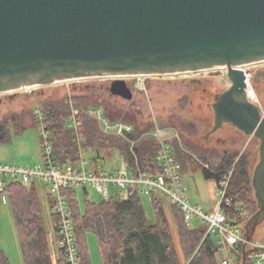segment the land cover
Returning <instances> with one entry per match:
<instances>
[{"label":"water","instance_id":"95a60500","mask_svg":"<svg viewBox=\"0 0 264 264\" xmlns=\"http://www.w3.org/2000/svg\"><path fill=\"white\" fill-rule=\"evenodd\" d=\"M260 61L264 0H0V94L81 77L227 67L231 84L214 97L207 135L229 123L260 140L249 240L264 222V115L247 98L239 66ZM118 77L111 94L133 99Z\"/></svg>","mask_w":264,"mask_h":264},{"label":"trees","instance_id":"16d2710c","mask_svg":"<svg viewBox=\"0 0 264 264\" xmlns=\"http://www.w3.org/2000/svg\"><path fill=\"white\" fill-rule=\"evenodd\" d=\"M99 101L97 103L92 94L86 93L75 94L71 100L65 96L43 102L41 107L47 113L58 162L76 166L80 161V148H83L92 151L90 163L96 171L104 170L103 165H100L101 161L119 153L125 156L131 165L141 167L142 171L162 172L163 168L157 157L160 143L156 137L146 133L155 130L156 122L162 128L170 126L159 120L144 121L136 112L133 101L120 96L108 101ZM98 106H104L106 116L111 121L123 120L133 124V135L138 140L135 147L137 157L131 155L130 147L123 138L105 134L97 120L85 111ZM73 108L80 110V134L83 137L81 144L68 126ZM12 115H16L19 120L18 132H22L26 127L27 115ZM28 116L33 124H37L34 112ZM7 125V118L0 123V142L11 139L10 133L6 131ZM172 128L178 129L176 126ZM179 129L183 131V128ZM191 129H195L193 125ZM172 143L183 174L189 170L200 171L207 180H215L218 184L221 178L232 171L226 193V199H229L231 204L227 205L224 201L222 206L228 219L242 225L246 232V224L259 209L252 185L253 167L249 155L235 149L204 146L183 133L180 139L174 138ZM84 191L86 203L83 208L78 189L66 190L81 264H93L87 243L88 232L95 233L98 238L101 264H219V242L213 234H207L208 224L197 219L187 221L181 206L174 203L171 204L173 223L185 256V263L182 262L173 226L166 212L168 201L162 194L148 193L156 216V220L150 222L142 199V194L147 193L138 191L128 200L103 198L99 202H92L88 198L86 187ZM7 194L10 197L25 264H55L49 237L51 233L54 234L57 264H68L63 250L58 245V215L55 211L51 214L54 223V230L51 232L46 222L40 186L36 183L26 186L19 181H11L7 186ZM49 200L52 204L51 196ZM239 207H243L247 212L244 218L240 216ZM0 264H11L1 249ZM243 264H250L249 259L246 258Z\"/></svg>","mask_w":264,"mask_h":264},{"label":"rangeland","instance_id":"374dc122","mask_svg":"<svg viewBox=\"0 0 264 264\" xmlns=\"http://www.w3.org/2000/svg\"><path fill=\"white\" fill-rule=\"evenodd\" d=\"M249 66L255 72L256 69L264 67V62ZM117 77L103 75L81 77L15 90L19 92L17 95L11 100L8 99L0 103V123L5 121L6 118L8 119L6 131L11 136L10 140L0 142V161L17 165L42 163V127L38 122L33 124L32 119L28 115H33L34 109L37 106L41 107L43 102L48 99L68 96L71 100L75 94H92L93 100H96L97 103L100 102L99 99L108 101L115 97L109 90L111 83L108 79ZM118 78H125L131 86L134 95L131 101L134 103L133 106L136 112L139 116L141 115L144 121L156 122L159 120L163 124L170 126L166 127L167 130H171L174 133L177 132L180 137L181 133H183L186 137L194 139L198 143H203L204 146H215L219 149L229 148L246 152L249 155L254 172V168L260 159V140L258 138L248 136L229 123H225L222 128L207 135L214 125V109L212 107L214 97L231 84L227 67H215L194 72L149 75L145 79L146 91L135 88L132 76H121ZM193 78L201 80V83L193 81ZM87 84H90V87H87ZM254 85L264 104V78L261 79L259 84L254 83ZM15 91H9L7 94ZM0 96L3 97L4 95L1 94ZM13 113L27 115L25 118L26 127L22 132H18L19 120L16 115H12ZM191 125L195 129H191ZM175 126L178 128L177 130L172 128ZM178 126L183 128V131ZM82 157L90 162L93 157L92 151L84 149ZM119 157L120 154L115 153L112 157L101 161L100 165H103V169L106 171H114L118 167ZM209 184L210 182L200 171L189 170L184 174L185 196L192 203L199 204L207 212L213 210L221 200L219 191L216 192L217 198L214 197V191ZM84 187H86L89 194L88 198L92 202H99L104 198L94 186L80 185L77 189L83 208L86 203ZM48 189L47 185L41 183L40 191L46 222L51 232H53L54 223L51 214L54 211V207L50 203ZM142 199L149 221L154 222L156 216L151 196L148 193L142 194ZM174 238L178 250H181V242L175 229ZM253 239L264 240V222L258 225ZM87 243L93 264H101L100 245L95 233H87ZM0 249L5 252L11 264H25L20 237L7 192L0 194ZM227 256H231V264H238L237 254L231 250L227 252L226 249H220L218 252L219 264ZM182 262L185 263V260L182 259Z\"/></svg>","mask_w":264,"mask_h":264},{"label":"built area","instance_id":"2783aa9c","mask_svg":"<svg viewBox=\"0 0 264 264\" xmlns=\"http://www.w3.org/2000/svg\"><path fill=\"white\" fill-rule=\"evenodd\" d=\"M262 62V61H260ZM256 62V63H260ZM264 62V61H263ZM244 64L239 66L245 73L247 98L261 108L264 115V104L261 101L256 87L252 81L254 71ZM151 74H134V86L141 91L147 90L145 79ZM28 86L25 87L28 89ZM86 113L97 120L101 130L108 135H115L123 138L130 147L131 155L137 157L136 145L138 140L134 137L133 124L118 120L111 121L105 113L103 106L90 107ZM36 121L42 127V163L17 165L0 161V194L7 192V186L11 181H19L26 186L33 183H42L49 187V195L52 197L54 211L58 215V245L63 250L68 264H81L78 242L74 220L71 214L68 195L66 190L77 188L80 185L94 186L105 199L128 200L138 191L144 193L162 194L168 204H179L184 212L187 221L200 220L208 224L207 234H213L219 242V250L230 249L245 260L249 259L250 264H264V240L258 241L248 239L243 226L228 219L223 202L230 205L226 199L227 189L230 183L232 171L225 175L218 183L220 202L211 211L207 212L198 204H194L185 196V186L181 164L179 163L172 140L179 138L177 132L162 128L156 122L154 131L146 133L157 138L160 143L158 160L163 171L160 173H147L141 170L138 165H131L128 159L120 154L119 164L114 171H96L91 163L82 157L83 148H80V161L75 166L72 163L61 164L56 159V152L51 136L46 111L37 106L34 109ZM80 110L73 108L72 116L68 120V126L77 136L81 144L80 134L82 120ZM240 216L247 215L243 207H239ZM247 249L249 252L247 253ZM245 250V254H244ZM221 264H231V256L225 257Z\"/></svg>","mask_w":264,"mask_h":264},{"label":"crops","instance_id":"0c3cea01","mask_svg":"<svg viewBox=\"0 0 264 264\" xmlns=\"http://www.w3.org/2000/svg\"><path fill=\"white\" fill-rule=\"evenodd\" d=\"M42 154V153H41ZM42 156V155H41ZM43 159V158H42ZM13 164V163H12ZM183 181H184V174H183ZM209 182H210V184L209 185H211V188H212V190L214 191V197H216L217 198V191H218V184H217V182L215 181V180H208ZM36 184H38L39 186L41 185V183H36ZM48 194H49V189H48ZM50 196V195H49ZM199 205V204H198ZM200 206V205H199ZM166 212H167V215H168V217H169V219L171 220V223H172V226H173V232H174V229L176 230V228H175V225H174V223H173V214H172V206L171 205H169L168 203H166ZM50 241H51V247H52V255H53V260H54V263L55 264H57V262H56V260H57V255H56V250H55V244H54V234L53 233H51L50 234ZM178 249V248H177ZM228 251H230V249L228 250ZM227 251V252H228ZM178 253H179V256H180V258H181V260L182 259H184L185 260V256H184V253H183V251H182V249L181 250H178ZM237 254V253H236ZM244 258H241V256L240 255H238L237 254V262H238V264L240 263V264H243L244 262H245V259L243 260ZM242 260H243V262H242Z\"/></svg>","mask_w":264,"mask_h":264},{"label":"flooded vegetation","instance_id":"af4514ba","mask_svg":"<svg viewBox=\"0 0 264 264\" xmlns=\"http://www.w3.org/2000/svg\"><path fill=\"white\" fill-rule=\"evenodd\" d=\"M262 71H264V67L263 68H258L255 70L254 72V76H253V81L255 84H259V82L261 81V79L264 78V74L262 73ZM116 78H113V79H108L110 81V83L112 82V80H114ZM193 81H197L198 83H201V80H198L197 78H193L192 79ZM90 87V84H87V87ZM8 92H5V93H1L3 94L4 96L1 97L0 96V103L3 102V101H7L8 99L11 100L15 95H17V93H19L18 91H15V92H12L11 94H7ZM0 94V95H1Z\"/></svg>","mask_w":264,"mask_h":264}]
</instances>
